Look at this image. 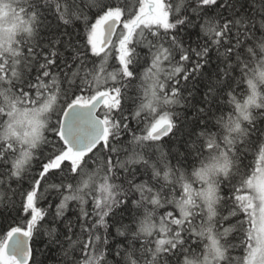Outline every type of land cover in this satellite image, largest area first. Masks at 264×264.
Returning <instances> with one entry per match:
<instances>
[{
    "label": "snow or ice",
    "instance_id": "obj_1",
    "mask_svg": "<svg viewBox=\"0 0 264 264\" xmlns=\"http://www.w3.org/2000/svg\"><path fill=\"white\" fill-rule=\"evenodd\" d=\"M0 216V264H264V0H0Z\"/></svg>",
    "mask_w": 264,
    "mask_h": 264
},
{
    "label": "trees",
    "instance_id": "obj_2",
    "mask_svg": "<svg viewBox=\"0 0 264 264\" xmlns=\"http://www.w3.org/2000/svg\"><path fill=\"white\" fill-rule=\"evenodd\" d=\"M130 3H135V0H130ZM192 31H196V30L193 29ZM129 94L132 95V93H129ZM164 139L167 140L168 138L166 137ZM165 147H166V145H165ZM33 174H35V173H33ZM142 178H146V177H142ZM14 187H15V185H14ZM24 187L27 188V184H25ZM47 187H48L47 184L42 182L41 192L42 193L45 192ZM48 192H50L51 194L48 196L47 199H41L40 201H38L39 206L47 208L49 203H53V204L58 203V198L56 197V194L50 189L48 190ZM74 211H75V208L73 206L72 211H69L68 215L73 216ZM163 211H164L163 209L160 210L161 213ZM73 218H74V216H73ZM22 222L23 221H21V223ZM5 227H6V222L4 220V217L0 216V229H3ZM41 240H43V238H41ZM34 249H35V258L37 260H41V261L46 260V257L48 256V254L44 251V244L42 242L35 243Z\"/></svg>",
    "mask_w": 264,
    "mask_h": 264
}]
</instances>
